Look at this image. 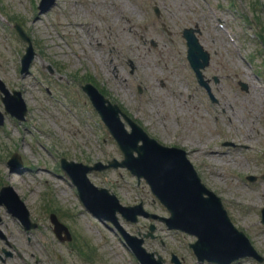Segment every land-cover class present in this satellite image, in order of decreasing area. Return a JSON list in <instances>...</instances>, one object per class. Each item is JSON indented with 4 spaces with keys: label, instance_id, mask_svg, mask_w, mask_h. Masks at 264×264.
<instances>
[{
    "label": "rangeland",
    "instance_id": "374dc122",
    "mask_svg": "<svg viewBox=\"0 0 264 264\" xmlns=\"http://www.w3.org/2000/svg\"><path fill=\"white\" fill-rule=\"evenodd\" d=\"M38 2L0 0V78L10 90L21 91L27 106L24 120L5 114L0 125V186H12L37 222L36 229L24 230L0 206V229L12 244V255H6L0 239V264H139L117 229L83 206L58 168L60 156L85 163L121 158L80 89L85 79L149 135L185 148L201 181L221 197L234 224L264 254L259 222L264 206V0H55L43 12ZM218 20L235 41L217 27ZM15 22L35 52L26 73L20 72L26 43L14 30ZM196 26L199 42L210 53L205 74L220 77L217 84L211 82L216 104L199 94L186 59L181 30ZM128 58L135 64L132 74ZM238 80L248 83L247 90ZM13 152L23 167L10 172L6 160ZM247 174L257 179L247 180ZM88 177L122 204L142 200L147 210L167 214L144 181L124 168L93 170ZM51 212L69 228L70 244L55 237ZM117 220L132 233L148 222L140 218L132 224L119 214ZM155 224L158 237L145 239L143 246L163 257V264H171L170 252L195 264L187 247L194 237ZM232 264L260 263L245 256Z\"/></svg>",
    "mask_w": 264,
    "mask_h": 264
},
{
    "label": "water",
    "instance_id": "95a60500",
    "mask_svg": "<svg viewBox=\"0 0 264 264\" xmlns=\"http://www.w3.org/2000/svg\"><path fill=\"white\" fill-rule=\"evenodd\" d=\"M52 2L53 0H41L44 8ZM17 31L23 39L28 41L26 53L21 60V71H27L33 57V49L21 28L17 27ZM183 34L187 39L189 63L199 81L205 82L202 80L200 69L206 65L208 53L198 44L193 29H186ZM241 84L243 88H246L244 83L241 82ZM0 89L5 94L2 99L6 110L11 115L23 118L26 107L20 93L14 91L10 94L1 80ZM83 89L89 95L92 104L115 137L124 155L120 161L112 158L106 164L97 161L93 165L61 158L62 169L76 185L81 201L93 214L108 219L114 224H117L116 211L130 221H135L137 214L157 217L155 214L146 212L141 203L121 205L113 193L107 188L95 186L86 175L92 169L102 170L108 167L124 166L137 178L143 177L151 191L169 210V217H160L169 228L180 229L197 236L191 246L199 258L224 264L244 255H253L261 259L246 235L233 225L220 198L201 182L183 149L164 146L148 137L139 125L120 111L117 104L111 103L93 85L87 83ZM119 113L130 123L131 132H127L124 128ZM2 122L3 115L0 112V124ZM139 140L142 143L137 145ZM134 151L137 152L136 155L133 154ZM7 163L10 165V171L22 165L17 154H13ZM0 193V204L4 203L25 228L36 226L34 222H31L23 201L11 186H3ZM50 218L54 224V232L60 235L64 231L65 237L69 238L67 228L57 220L56 216L51 214ZM261 221L264 222V208H262ZM122 233L142 264H162L161 256L157 255L155 258L153 252H147L142 247V237L130 235L123 230Z\"/></svg>",
    "mask_w": 264,
    "mask_h": 264
},
{
    "label": "flooded vegetation",
    "instance_id": "af4514ba",
    "mask_svg": "<svg viewBox=\"0 0 264 264\" xmlns=\"http://www.w3.org/2000/svg\"><path fill=\"white\" fill-rule=\"evenodd\" d=\"M129 73H131V72H129ZM132 73H133V72H132ZM132 73H131V74H132ZM212 75H213V74H211V75H209V76L206 75V77H208V78H212ZM197 86H198V88H199V90H198V91H199V94L202 95V94L204 93L203 88H202L200 85H197ZM204 94H205V93H204ZM142 226H143V227H142L143 230H141L140 228H138L137 231H140V232H143V233H144V231L147 230L148 225H147V223H143ZM263 260H264V259H263ZM181 262H182V264H186L185 261H184V257H183V256H181ZM263 263H264V262H263ZM203 264H214V263H207V262H206V263H203Z\"/></svg>",
    "mask_w": 264,
    "mask_h": 264
},
{
    "label": "bare ground",
    "instance_id": "6f19581e",
    "mask_svg": "<svg viewBox=\"0 0 264 264\" xmlns=\"http://www.w3.org/2000/svg\"><path fill=\"white\" fill-rule=\"evenodd\" d=\"M124 16V15H123ZM70 23H73L74 24V22L72 21V22H70ZM195 50H197V48L195 47Z\"/></svg>",
    "mask_w": 264,
    "mask_h": 264
}]
</instances>
